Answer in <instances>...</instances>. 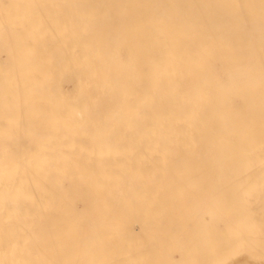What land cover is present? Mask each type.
Returning <instances> with one entry per match:
<instances>
[{"label":"bare ground","instance_id":"1","mask_svg":"<svg viewBox=\"0 0 264 264\" xmlns=\"http://www.w3.org/2000/svg\"><path fill=\"white\" fill-rule=\"evenodd\" d=\"M214 237L264 264V0H0V264Z\"/></svg>","mask_w":264,"mask_h":264},{"label":"rangeland","instance_id":"2","mask_svg":"<svg viewBox=\"0 0 264 264\" xmlns=\"http://www.w3.org/2000/svg\"><path fill=\"white\" fill-rule=\"evenodd\" d=\"M181 219H184V217H183V218L181 217ZM187 219H188V218H185L184 221H187ZM175 227H176V226H175ZM176 228H177V227H176ZM199 239H200V238H199ZM199 239H198V240H199ZM211 240H213V242H214V241H215V242L213 243ZM211 240H210L211 242L209 243V245H205V246L203 245V247L205 248L204 251L207 250V251H206L207 254H208V253H211L210 256L205 255V256H208V257L210 258V260H209V258L207 257V259H208L207 261L209 262V263H207V264H222V263H218L219 261H217V260H218L217 257L220 258L219 255L221 254V242L218 240L217 237H214V238H212ZM200 241H202V240L200 239ZM198 242H199V241H198ZM216 242H217V243H216ZM202 243H203V242H202ZM207 243H208V242H206V244H207ZM218 243H219V244H218ZM191 244H193V243H191ZM191 244H190V245H191ZM198 244H201V242H199ZM203 244H205V242H204ZM210 244H211V245H210ZM214 244H215L216 246H215ZM190 245H189V246H190ZM193 245L195 246V244H193ZM193 245H192V246H193ZM192 246H191V247H192ZM198 246H199V245H198ZM196 247H197V246H196ZM201 247H202V246H201ZM201 247H198V248L201 249ZM203 247H202V249H204ZM216 247H217V248H216ZM218 247H219V250H218ZM184 248H185V247H183V249H184ZM198 248H193V249L198 250ZM208 249L210 250V252H209ZM187 250H189V249H187ZM183 251H184V250H183ZM189 251H191V250H189ZM199 251H200V250H199ZM166 252H168V251H166ZM185 252H186V254H187L186 248H185ZM185 252H183V253L185 254ZM193 252H195V251H193ZM197 252H198V251H197ZM190 253H191V254H194V253H192V252H189V254H190ZM195 253H196V252H195ZM202 253H204V252H202ZM202 253H201V254H202ZM206 253H205V254H206ZM184 254H183V255H184ZM191 254L189 255V257L191 256ZM197 254H198V253H197ZM194 255H195V254H194ZM198 255H199L200 258H198V260H197V258H196V260L199 262V259H201L204 255H203L202 257L200 256V254H198ZM198 255H197V257H198ZM184 256H185V255H184ZM184 256H183V259H180L181 261H182V260L185 261L186 257L184 258ZM192 256H193V255H192ZM212 256H213V258H212ZM174 257L177 259L178 255L174 254ZM189 257H187V258L190 260L191 257H190V258H189ZM181 258H182V257H181ZM204 258H205V257H204ZM215 258H216L217 260H215ZM178 259H179V257H178ZM188 259L186 260L187 262L185 261V264H186V263H189V264H190L191 260L188 261ZM251 259H252V258H250V260H251ZM193 260H194L193 263H195V264L198 263L197 261H196L197 263L195 262V258H194V257H193ZM204 260H205V259H202V260H200V261H204ZM213 260H215V262H216V261H217V262H216V263H213V262H212ZM167 262H168V261H167ZM175 262L178 263L179 261L176 260ZM220 262H221V261H220ZM151 263H152V262H151ZM151 263H149V264H151ZM181 263H182V262H181ZM200 263H201V262H200ZM202 263H203V262H202ZM153 264H154V262H153ZM157 264H158V263H157ZM166 264H170V262H169V263H166ZM171 264H173V263H171ZM178 264H179V263H178ZM182 264H184V262H183ZM191 264H192V263H191ZM198 264H199V263H198ZM204 264H205V262H204Z\"/></svg>","mask_w":264,"mask_h":264}]
</instances>
